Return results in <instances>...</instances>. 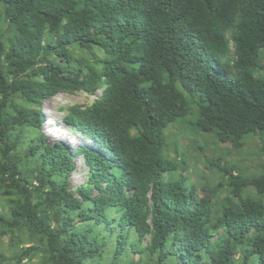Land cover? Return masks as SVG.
Listing matches in <instances>:
<instances>
[{
    "label": "trees",
    "instance_id": "1",
    "mask_svg": "<svg viewBox=\"0 0 264 264\" xmlns=\"http://www.w3.org/2000/svg\"><path fill=\"white\" fill-rule=\"evenodd\" d=\"M63 93L93 147L46 134ZM4 238L0 264H264V0H0Z\"/></svg>",
    "mask_w": 264,
    "mask_h": 264
},
{
    "label": "rangeland",
    "instance_id": "2",
    "mask_svg": "<svg viewBox=\"0 0 264 264\" xmlns=\"http://www.w3.org/2000/svg\"><path fill=\"white\" fill-rule=\"evenodd\" d=\"M83 101L81 98L77 96H70L68 94H60L52 100L46 101L44 104V116H43V124L45 131L48 133L49 138L51 140H60L66 141L71 148L77 147L79 144H83L89 147H93L92 142L83 136L81 133H77L75 131H71L63 122L62 117L65 115V112L59 110L60 107H65L72 105L74 102ZM180 131L177 130L175 126H172L169 129V142L171 147H178L182 145V148H185V152H190L192 156L197 157L198 148L196 145L201 144L205 150L210 148L221 147L222 152H230L232 150V144L230 143H218V137L214 134H206L202 132H197L193 126L179 128ZM183 131V132H181ZM195 132V133H194ZM187 134L189 136H187ZM197 142V144L194 142ZM181 141V144L178 142ZM193 141V142H192ZM206 142V143H205ZM211 142V144H210ZM249 147H252V143H249ZM215 151V150H214ZM212 151V153L214 152ZM219 151V153H222ZM217 153V152H216ZM76 160L80 164V160L76 157ZM85 172L81 174H76L73 176L72 181L74 183L80 182L83 180V175ZM6 239H1L0 244H6ZM6 247L0 245V251H3Z\"/></svg>",
    "mask_w": 264,
    "mask_h": 264
},
{
    "label": "clouds",
    "instance_id": "3",
    "mask_svg": "<svg viewBox=\"0 0 264 264\" xmlns=\"http://www.w3.org/2000/svg\"><path fill=\"white\" fill-rule=\"evenodd\" d=\"M65 144H67L68 145V143H66V141H63ZM79 145H81V144H79ZM69 146V145H68Z\"/></svg>",
    "mask_w": 264,
    "mask_h": 264
},
{
    "label": "bare ground",
    "instance_id": "4",
    "mask_svg": "<svg viewBox=\"0 0 264 264\" xmlns=\"http://www.w3.org/2000/svg\"><path fill=\"white\" fill-rule=\"evenodd\" d=\"M46 134H48V133L46 132Z\"/></svg>",
    "mask_w": 264,
    "mask_h": 264
}]
</instances>
